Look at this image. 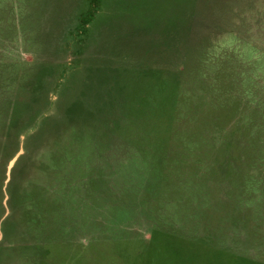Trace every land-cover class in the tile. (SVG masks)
<instances>
[{"label": "rangeland", "instance_id": "rangeland-1", "mask_svg": "<svg viewBox=\"0 0 264 264\" xmlns=\"http://www.w3.org/2000/svg\"><path fill=\"white\" fill-rule=\"evenodd\" d=\"M0 264H264V0H0Z\"/></svg>", "mask_w": 264, "mask_h": 264}]
</instances>
